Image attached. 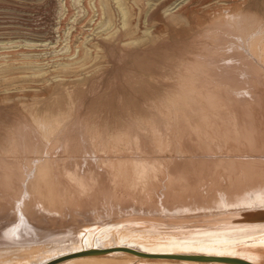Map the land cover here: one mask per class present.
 Segmentation results:
<instances>
[{"label": "bare ground", "instance_id": "6f19581e", "mask_svg": "<svg viewBox=\"0 0 264 264\" xmlns=\"http://www.w3.org/2000/svg\"><path fill=\"white\" fill-rule=\"evenodd\" d=\"M73 1L74 4H82V0ZM142 1H146L147 8L144 11L147 13L154 3L150 4L149 0ZM226 1V5H210L203 11L206 16L205 24H202L200 20L183 19L188 18L194 0L179 3L173 9L170 8V5L168 6L169 2L162 1L159 5L154 4L157 9L154 14L159 11V15L170 25L177 26L180 23L187 25L190 22V27H195L198 29L197 31L207 37H211L210 32H213V40H216L218 45L225 44L227 37L230 38L232 45L229 48L224 45V47L217 48L207 47V50L210 51L208 55L206 52L202 54L199 51L196 58L192 56L195 62L192 59V62L179 66L175 76L165 72L166 67L171 68L170 72L175 71L177 66L170 63L171 60L160 63L161 68L156 83L163 87L164 92L167 93L166 96L152 95L151 101L155 104V113L160 111V118L161 113L163 115L165 112L163 115L165 124L162 125L164 128L162 131L159 124L161 128L157 129V124L152 123L155 124L156 129H154L155 127L148 128L151 130L149 131L151 135L144 142L145 144L141 143V136L133 135L129 138L125 129L115 127L109 132L113 140L107 141L108 132H106L107 135L105 134L100 150H97L98 147H95L96 149L94 147L87 148L86 152L81 149L82 156L75 155L72 159L71 157L67 159L68 156L58 154L55 147H58L56 144L59 142V137L56 136L59 135L58 130L60 129L57 127L61 124L58 123L70 118L68 115L71 113L68 112L66 118L64 114L60 118L62 113L54 115L55 112L45 110L41 113L42 115H39V113L31 111L40 124L35 125V130L24 132L21 140L16 141L13 138L16 143L6 152L0 150V169L5 165H10L13 169L16 168V174L13 175L14 178L12 177L11 190L0 185V264H30L42 255L67 245L69 243L66 242L68 228L65 225L76 222L78 218L90 216L92 211L96 212L97 209L104 208V206L108 208L106 212H109V215L113 213V210H118L117 208L122 210L127 206H132V210H147L151 213L175 217L166 218L164 216L165 222L168 223L192 222L187 226H165L153 230L155 235L149 237V243L151 245H166L173 248L168 250L174 251L198 248L201 243L207 242L216 246L222 240L220 238L225 236L220 232L224 225L264 226V17L258 16L256 12L245 7L246 3L252 0ZM130 2L128 0H90V9L92 8L95 13H98L99 21L97 20L98 23L94 24L96 27L93 29L96 36L102 33L101 35L110 39L120 33L124 38L121 39L122 47L127 50L145 46L150 42L154 45L161 41L167 32L151 30L148 27L142 31L138 30L137 24L132 19L135 7ZM67 4L69 14L71 10ZM112 4L116 5L115 9ZM75 22L76 20L73 23ZM199 27H204V29L200 31ZM73 28L74 24L69 28L71 34L69 35L72 37H74ZM199 32L194 37L199 36ZM234 33L239 39L236 36L237 39L234 38ZM71 40L72 38L68 39L67 37V41L71 42ZM10 42L0 43L1 49L14 44ZM70 42L69 45L66 44L68 49L64 50L68 51L66 59L64 58L58 64L53 63L52 70H48L51 66L49 62H41V58L46 57L48 53H25L22 54L24 58L21 63L10 60L11 54L0 57V72L6 76L14 70L21 69L29 74L31 81H42V84L46 85L44 87L61 85L63 74L84 69L89 59L95 54L90 48L93 41L88 36H85L75 46L77 53L74 52ZM30 44L34 46V43ZM22 75L24 76V73ZM2 77L4 78V75ZM69 97L72 100L71 91ZM33 98L36 100L37 94ZM159 98L162 99L159 100ZM22 104L24 105V103ZM165 109L167 110L165 111ZM148 110L151 111L150 106ZM77 112L74 113L77 114ZM154 116L156 115H153L154 119L158 117ZM71 117L74 118V116ZM87 118H90L89 113ZM81 119L86 122L83 117ZM48 120L52 124H49ZM40 121L47 123L43 124ZM147 121L149 123V120ZM66 123L65 121L64 125ZM83 124L85 125V123ZM132 125L134 124L132 123ZM87 127V125L82 126L81 130H83L84 140L88 141V139L97 136V131L94 134L95 132L91 129L87 130ZM32 132H35L34 137L38 142L28 140ZM62 133L64 132L62 131ZM24 135L29 136L26 137L28 141L25 140ZM172 141H175L172 144L174 146L170 148ZM19 142L22 143L18 144ZM60 144L63 143L60 141ZM29 145L30 147L38 146H36L38 148L37 156L31 161L28 158L25 159L31 151ZM84 145L86 146V144ZM79 146H74L76 148L73 150L79 149ZM144 146L145 149L150 150L149 154ZM40 150L41 152H39ZM64 150L66 149L64 148ZM72 152V154L75 153ZM20 156L26 163L25 166L19 165ZM62 158L64 162L71 160L83 163L84 161L86 164L83 167L80 166L77 171H81L83 174V172L88 173V170H91L96 174V179L94 178L95 180H91V182L86 179V182L83 178L85 176L81 174L83 177L78 179L80 181L77 182L78 184L60 178L61 184L59 181L60 170L57 167L64 163ZM155 161L158 164L155 165ZM155 168L159 169L161 176L160 174L158 177L152 175L155 173ZM4 169L6 170V168ZM66 172L68 173V171ZM70 175L75 177L74 174ZM70 175L68 178H71ZM75 175L77 179V172ZM17 176H21L19 177L21 180ZM0 178L2 179V177ZM15 181L18 183L15 184ZM32 181L39 183L46 192L63 185L66 191H60L58 197L65 204H57L59 201L62 202L57 199H54L58 201H55L56 203L48 202L49 199L47 201L45 196L39 198L40 192L37 191L35 194L34 187L31 188ZM17 185L21 187L22 191L26 188L27 194L21 192V196L16 198L13 188L15 189ZM42 189L40 188V190ZM55 194L53 192V195ZM93 195H98V201L95 197L93 200ZM44 199L48 203H45ZM13 216L16 221H11ZM218 218H221L218 223L217 220L212 222L214 224L208 223V219ZM252 219H258L261 222L247 223ZM185 227L187 230L184 231L183 236H178L176 230L185 229ZM52 235L56 237L57 241H48ZM108 236L110 235L108 234ZM101 239L104 240L106 237H101ZM263 246L264 244H262ZM262 247L260 248L262 249ZM249 249H254V247L251 246Z\"/></svg>", "mask_w": 264, "mask_h": 264}, {"label": "rangeland", "instance_id": "374dc122", "mask_svg": "<svg viewBox=\"0 0 264 264\" xmlns=\"http://www.w3.org/2000/svg\"><path fill=\"white\" fill-rule=\"evenodd\" d=\"M66 1L0 0V43H6L10 41V43H14L12 46L7 45V48L2 49L0 45V57L11 54L12 58H10V60H13L15 62L19 61L21 63L23 61L22 59L24 58L22 54L48 53V55L46 56L47 58H41L42 61H40L42 63L43 61L49 62L51 66L49 65L50 67L48 68V70H52L54 64H58V62H61L62 60H64V58L66 59L68 51L64 50L68 49L67 46L70 42L67 41V37L68 39L72 38L70 43L72 44V48H74L75 50L74 52L77 53V49L75 46H77L79 44V41H81L85 36H88L90 39H92L93 42L90 48H92L93 54L95 53L89 59L88 64L84 67V69H78L71 73L63 74V83L61 85L44 87L46 85L42 84V81H31V77L29 76V74H26L27 72L22 71L21 69L14 70L10 75H6L7 77L5 76V74H2L0 72V75H4V78L0 76L1 151L6 152L7 149L12 148V145L16 143L13 138H15L16 141H19L21 140V136L24 134V132L36 129V126L39 122L37 119H35V114H31L32 110V112H37L39 113V115H42L41 113L45 110L55 112L54 115L62 113V116L60 118L63 117V114L66 118V115L71 113L70 115H68L70 118H66L67 120L64 119V121H62V119L60 120L62 122L58 123L61 125H58L57 127L58 129H60L58 130L59 135H57L56 137H59L58 141H61V143L63 144L59 145V142L57 141L58 143L56 142V146L58 145V147H55L56 152L66 157L68 156L67 159L70 157L72 159L73 156L75 157V155L82 156L80 152L81 149L85 150L86 152L87 148L98 147L97 150H100L103 143L102 141L107 135L106 132H108L106 138L107 141L110 142L111 139L113 140L109 132H111L115 127L125 129L126 133H128L127 136L129 138H131V136L133 135L141 136V143L145 144L144 142H146L151 135V132H149L151 130L149 129H153L155 127V124L153 125L152 123L157 124V129H160L162 127V131L164 129L162 125L165 124V116H163L165 115V112L163 115L161 113L160 118V111L158 112L157 110L159 114L155 113L156 109L154 108L156 107H154L155 104H153V102L151 101L153 99L152 95L166 96L167 93L164 92L165 89L163 87L159 86V84L156 83V80L158 78L157 75L161 68L160 63H164L166 62V60H171L169 62L177 67L175 71L173 70L172 72H170V67H166L165 72L171 73L173 76H175L178 73L176 70L179 66L188 64L193 60L195 62L194 58L197 57L199 51H201L202 54H205L206 52V55H208L210 51L209 49L207 50V47L217 48L225 46L226 48H229L232 45L231 40H229L230 38L228 37L225 44H223L224 46L218 45L216 40H213V32H210L212 34H210L211 37H207L204 34H201V32L197 31L198 29H196L195 27H190V22L187 25H182V23H180L179 25L174 26L167 23L166 20L159 15V11L157 13L158 15L154 14L157 10L154 4L159 5L160 3H162V1L169 2L168 6L170 5V8L173 9L175 5L189 0H149L150 4H154L147 13L146 11H144L145 8H147L146 1L143 2L142 0H128L129 2L131 1L130 3L134 4L135 10H133L134 16L132 19L134 23L137 24L138 30L142 31L146 27H148L151 30L167 32V34L163 38L164 40L162 39L154 45L152 42H150L145 46H139L134 48L133 50H127L122 47L121 39L124 38L120 33L110 39L104 35H101L102 33L97 34L96 36V32L93 29L96 27L94 24L96 22L98 23L99 21L97 17L98 13H95L92 8L90 9V0H82V4L79 3V5L74 4L73 0ZM226 2V0H194V4L191 5L192 10H190L188 18L183 19L193 21L200 20L202 24H205L206 16H204L203 11L208 9L210 5H226ZM66 3H68L67 6H69L71 10L69 14L67 11L68 9L66 7ZM112 5L115 9L116 5ZM245 7L249 10H252L253 12H256L258 16L262 18L264 17V0H252L246 3ZM90 11L94 12L95 14L91 13ZM75 20L76 22L73 23ZM73 24L74 37L70 36L71 34L69 33V28L73 26ZM202 29H204V27H199L200 31ZM229 30L233 31L234 29ZM198 32L199 36L194 37L196 36V34L198 35ZM233 36L234 38L237 37L235 33ZM237 38L239 39V37ZM29 42L34 43V46H32V44H30ZM19 44L21 45L19 46ZM188 53L191 54L189 55ZM83 71L84 73H82ZM22 72L24 73V76L22 75ZM14 83H16L17 85ZM67 91L69 93L71 91L72 100L70 99L69 93ZM36 94L38 98L35 100L33 96ZM161 99L162 98H159V100ZM22 103H24V105ZM149 106L151 111L153 110L154 112L152 111L151 113V111L148 110ZM76 109L78 110V112ZM71 110L73 111L71 112ZM166 110L167 109H165V111ZM62 111H64L65 113ZM74 112H77V114ZM88 113L90 116L89 119L87 118ZM154 114L156 115L154 117L158 116L157 118H155L158 121L153 118ZM71 116H74V118ZM81 117H83L86 122H83ZM70 119L72 120V124ZM132 120H134L135 123H139L135 124L134 121L132 122ZM147 120H149V123ZM65 121L68 123L69 127L67 123L65 124L66 126L64 125ZM162 121L163 123H161ZM50 122L49 124H52ZM131 122L135 125V127ZM41 123L44 124L47 122L42 121ZM83 123L88 126L87 130L91 129V131L95 132H93L94 134H96L97 131V136L88 139V141L87 139L84 140V137L82 135L83 130H81L82 126H85ZM150 123L151 125H149ZM138 124L141 127H138ZM144 125L149 126L145 127ZM97 126L100 128H98ZM106 126L108 127V130ZM156 127L154 129H156ZM96 128L98 129L96 130ZM135 128H137L138 130L140 129L139 131L143 134H141L137 129L136 132ZM143 130L144 132H142ZM147 130L149 133L147 132ZM62 131L64 133H62ZM69 132L70 135L68 136ZM159 133L162 134L161 131H159ZM34 134L35 132H32L30 134L31 139L29 138L28 140L38 142L37 138L34 137ZM100 135L103 136L101 137ZM27 136L28 135H24L25 138ZM24 137L22 138L23 140L25 139ZM27 138L25 140H27ZM69 139H73L74 141ZM95 139L97 140V142ZM99 139H102L101 142ZM204 139H206V137H204ZM83 140L85 141V143ZM63 141L66 142L64 143ZM174 142L175 141H172L170 143V148L174 146H172ZM21 143L22 142H19L18 144ZM84 144H86L87 147ZM36 146L37 145L30 147L29 145L32 151H30L32 157L29 154L26 155L25 159L28 158L31 161V159L37 156L36 151L38 150V146ZM74 146H79V149L73 150L74 148H76ZM64 148L66 150H64ZM71 148L72 150L70 151ZM72 151H74L75 153L72 154ZM39 152H41V150ZM146 152H148L147 154H149L150 150H147ZM18 160H20V164L18 163L20 166L21 164L26 165V163L22 161V156H20ZM85 164L86 163L84 161L83 163H77L76 161L71 160L61 163V166L59 164V166L55 164L56 166H58L57 169L59 168L58 170H60V173L58 171L61 176L59 177V181H61L60 178H65L67 179V181L76 184L77 182H80L78 179L82 175L86 177L85 178L82 176L85 180L87 179L88 182H91V180H95L96 174H94L93 171L88 170V173L86 172L87 176L85 172H83L82 174L81 171H77L80 166L83 167ZM154 164L156 165L158 164V162L155 161ZM100 166L104 165L101 164ZM4 168H6V170ZM15 169H13L10 165H5L0 169V174L2 175H0V177H2V179L0 178V185H3L5 189L11 190V185L14 178L13 175L16 174ZM156 170L157 168H155V173L152 175L158 177V175L160 174L159 169L157 171ZM66 171H68V173ZM76 172L78 176L77 179L75 175ZM78 172H80V174H78ZM70 174H74L75 177H73V175L71 176ZM68 175H70L69 177L73 179L68 178ZM17 177L19 178L21 176ZM17 183L18 182H16L15 184ZM35 183V181H32L31 188L33 189L34 187L33 192L35 194H37V191L38 193L40 192V194H38L39 198H44L45 196V198H47V201L49 199L48 202L54 203L61 200L58 195L60 191L64 190L65 187H63V185V188L61 187V185V188L59 186L55 187L56 191L54 189L46 192L45 188L42 189L39 183H36L37 185ZM7 184L8 186H6ZM38 185L42 190H40ZM20 188L21 187H19V185H17L15 189L13 188L16 198H18V196H21V192H25L26 188H24V191H22ZM65 191L66 189L63 192ZM53 192L54 194L57 192L58 193L53 195ZM97 196L93 195V200L95 197L98 201ZM54 199H57L58 201ZM45 200L46 199H44V201ZM47 201H45V203ZM61 203L65 204V202L63 201H59L57 204ZM28 209L31 210L32 208ZM106 209L108 208L104 206V208L102 207L97 209L96 212L92 211L90 216L78 218L76 222L73 223H66L67 225L65 226H67L68 228V238L66 242L69 243L65 246L63 245L62 247L60 246L59 248L52 250L48 254L42 255L30 264H264V246L262 247V244H264V236H262L264 234V229H262V227L264 226H252V224L234 226L224 225L223 229L220 230V232L225 234V236H222L220 238L222 240H220V242L216 246L210 245L211 243L207 242L204 244L201 243L198 248H189L183 251H174L168 250L173 248L167 247L166 245H151L149 243V237L155 235V231L153 230L159 229L161 227L163 228L165 226H187L192 222L168 223L165 222L164 219L172 216H165L161 215L160 213L157 214L155 212L151 213L147 210L136 211L135 209L132 210V206H127L122 210H120V208H117L118 210H113V213L110 215L109 212H106ZM111 209L113 208L111 207ZM12 218L13 220L11 221H16L15 216H13ZM214 220H217L218 223L221 218L208 219V223L214 224L212 223L214 222ZM255 222L261 221L258 219L247 221V223ZM186 230L187 227H185V229H177L176 232L178 236H183L182 234ZM108 234L110 236H108ZM101 237H106V239L102 240ZM48 239L47 240L49 242L57 241L56 237L53 235ZM21 243L25 244L26 242ZM251 246L254 247V249H249V247ZM259 246L262 247L263 250Z\"/></svg>", "mask_w": 264, "mask_h": 264}]
</instances>
